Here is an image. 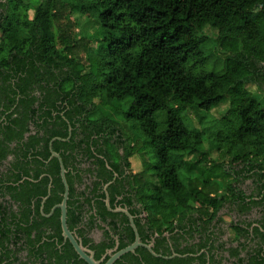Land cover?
<instances>
[{
    "label": "trees",
    "instance_id": "1",
    "mask_svg": "<svg viewBox=\"0 0 264 264\" xmlns=\"http://www.w3.org/2000/svg\"><path fill=\"white\" fill-rule=\"evenodd\" d=\"M6 2L0 6V116H6V123L0 124V195H13L16 202L27 205L30 202L28 180L21 183L19 180L32 174L33 179L39 180L33 183V191L37 189L41 195L47 194L53 180L46 212L59 203L60 193L64 191L60 164L57 158L49 160L50 141L59 137L53 142V149L61 154L66 168L79 165L74 176L67 174L71 194L75 190V178L81 183L83 174H92L95 170L98 180L91 194L96 195L98 215L106 219L109 212L102 186L112 180L114 172L123 175L129 170L126 179L130 189L126 190L117 180L108 190L114 194L133 192L146 212L145 223L136 221L141 236L145 239L149 233L158 234L154 251L162 256H153L140 247L115 264H222L214 257L213 251L217 248L210 241V235L208 238L200 235L191 248H180V241L173 234L177 228L179 236L192 233L194 237L206 232L223 203L237 198L236 187L231 183L227 184V191L232 195L218 199L211 197L218 186L212 189L210 181L206 180L204 186L198 182L189 188L181 180V171L200 172V162L213 160L211 153L199 152L204 144V130L186 124L181 110L209 111L228 95L235 123L230 129L227 151L238 146L249 151L234 155L232 164H228L230 168L225 169L223 162L216 161V164L223 167L224 181L230 178L234 166L248 162L249 167H240V172L245 173L242 176L256 177L257 182L264 179V102L254 98L245 87L246 83L258 87L264 84V0ZM75 10L101 28L99 37L82 38L80 32L77 35L75 24L70 20ZM206 25L218 31L217 45L229 52L220 71L204 69L208 60L204 52L208 44V36L203 31ZM80 41L84 42L80 44ZM79 48L87 54L89 70L77 57ZM31 91L40 96H32ZM96 99L104 106L126 101L128 107L122 113L123 118L134 125L128 126L125 122L123 126L109 115L96 117ZM30 118L35 119L40 132L25 137L31 131ZM69 126L71 138H68ZM41 132L43 136L39 135ZM141 135L144 147L149 148L153 158L152 178L140 149L143 147ZM221 147L215 148L217 152ZM11 153L17 154L13 166L18 172L13 177L18 186L8 184L11 176L1 171ZM31 156L33 160H29ZM257 157L263 158L261 167L254 164ZM89 161L93 169L82 166ZM135 165L139 169L134 173ZM44 173L48 176L41 180ZM240 194L242 197L243 191ZM261 197L255 202L257 206L264 201V193ZM128 199L131 204L132 199ZM86 201L90 204L89 198ZM76 202L69 201L70 225L81 222L86 211L82 203L78 210ZM4 203H0V264L3 261L25 264L12 254L6 245L10 242L17 245L15 254L20 251V243L29 244L33 262L44 257L47 264H87L70 244L57 248V241H63L59 210L49 219L56 234L46 236L43 226L48 220L40 214V200L36 212L43 220L41 223L37 219L29 221L27 213L10 220L9 206ZM93 222L92 215L88 223ZM125 232L128 241L122 242L121 247L134 240L131 227H125ZM165 233L174 242L177 253L174 258L165 257L173 254L166 245L169 237ZM257 233L264 243V233L259 230ZM241 237L240 233L236 234L233 241ZM226 242L220 243L219 248L225 249ZM112 244L98 245L95 258L99 260ZM203 248L211 255L207 257ZM226 251L237 260L236 264H264L263 249L256 248L246 257L240 256L241 247Z\"/></svg>",
    "mask_w": 264,
    "mask_h": 264
},
{
    "label": "flooded vegetation",
    "instance_id": "2",
    "mask_svg": "<svg viewBox=\"0 0 264 264\" xmlns=\"http://www.w3.org/2000/svg\"><path fill=\"white\" fill-rule=\"evenodd\" d=\"M7 0H0V6H4L7 2ZM1 9V8H0ZM2 10V9H1ZM34 94H37L36 96H40L39 93L32 92L31 95L34 96ZM35 106H39V102L35 103ZM15 116V115H14ZM16 117V116H15ZM6 116L1 115L0 116V124H5L6 123ZM30 124V132L25 134V137H28L29 135L37 134V132H40L37 130V126H35L36 122L35 119L29 120ZM1 135V134H0ZM40 136H43V132L39 134ZM72 127L69 126V137H72ZM60 139L59 137L53 138L50 141V151H51V156L49 160H52V158H57L53 156L52 151L58 153L53 149V142L55 140ZM66 140V139H63ZM15 143H12L11 146L14 147ZM16 154V153H15ZM15 154H10L8 156V159L4 161L3 165L1 166V171L2 172H8V175L11 176L10 181H8V184L12 186H18V183L14 180L13 173L18 172L15 167L13 166L14 161L16 160V155ZM59 156L61 157V154L58 153ZM121 154H123V151L121 150ZM58 159V158H57ZM62 162L64 164L63 158L61 157ZM29 160H33L32 156L30 157ZM79 160V158H77ZM59 164L60 160L58 159ZM263 158H255L254 159V164L258 167H261L260 164L262 163ZM31 166L35 167L34 164H31ZM79 166V165H77ZM77 166H72L70 165L68 169L66 168L65 164L64 167L66 169V179L69 185V198L67 200V224L73 235L83 244L84 247L88 248L91 251L95 252V248L98 245H111L112 241L113 244L112 246L106 248L105 253L103 256L99 259H103L104 257H109L108 252L109 251H118L121 250L125 247H121L122 242H127V233L125 232V227H131L133 234H134V240L136 239V233L134 231V228L132 227L131 224V218L129 214L132 216L133 221L137 227L138 233L140 235L141 241L145 244L152 245V248L154 250L156 238L158 234H150L148 235L147 238L143 239V237L140 234L139 228L136 224V221H141V224L145 223V217H146V212L145 209L142 205V203L139 201L138 197L132 192L130 194L124 192V193H110L108 188L113 184L116 183L117 180H120L121 183H123L126 186V190L130 189L128 182H127V174L130 172L129 170H126L123 175H120L118 172L113 173V178L109 182L104 183L102 186L103 191L105 192V198L104 202L106 205V208L109 212L108 216L106 219H103L102 216L98 215L97 208L95 205V199L96 195L91 194L93 191V188L95 186V182L98 180L97 178V173L94 170L93 173H85L82 176V182L78 181V179L75 178L74 182V192L71 194V186H70V181L67 177V174L70 175H75L77 171L75 167ZM85 168L91 167V162L89 161L87 164L82 165ZM245 169L249 167V162L248 163H243L242 165L234 166L231 172L230 178H228L226 181L221 179V184L220 188L216 192L211 193V197L215 198H223L224 196L232 195L230 191H227V184L231 183L232 186L236 187L234 188L236 195L235 201H226L223 203L222 207L218 210L217 215L212 222L211 225H209V230L206 232L198 233L195 234L194 237H192V233H185L183 236L177 235L179 229L177 228L175 232L173 233L175 237H177L180 241V248L188 246L189 248L193 247V245L198 242V237L200 235H203L204 237L208 238L210 235V241L214 243V246L217 248L216 250L213 251L215 254V259L218 261H221L222 264H236V259L231 258L229 256L228 251H226L230 247H241V257H246L247 254L250 252H255L256 248L263 249L264 250V243L262 241L261 236L259 237V234L257 233V230L259 232L264 233V201L260 203L259 206L256 205L257 200H261V194L264 193V188H262V185L264 184V179L260 180V182L256 177H248L244 178L242 176L245 173H241V168ZM93 169V166L91 167ZM135 173L136 171L133 170ZM30 175L23 176L19 182H23L24 180H28V187H29V193L27 200L30 202L27 203V205H23L19 202L15 201V198L13 195H8L6 194L5 196L0 195V203L4 201V205L9 206V218L10 220L14 219L16 215H18V218H21V215L23 213H27L29 216V221H34L35 219L39 220L41 223L43 220L38 218L36 209H37V202L40 200V205L38 206V209L40 211V214L46 218L48 221L46 222V225L43 226V229L46 230V236L50 233H55L56 234V229L53 225L52 222L49 221L51 219L56 210H59V217L58 220L60 222V229H61V235L63 237V241L59 243L57 241V248L62 249L66 244H70L72 248L73 245L70 242L69 239H66L63 235V230H62V209L59 207L60 204H62L64 200V194H65V185L62 179V173H61V164H60V177L63 183L64 191L60 193L62 199L59 203L54 204L48 212H46V203L48 201L49 196H51L52 193V182L48 185V190L46 195H41L39 190L35 189L33 191V183H38L39 180L33 179V177ZM45 176H48L47 173H44L40 176V179L44 178ZM235 178V179H234ZM231 179V180H229ZM36 188V187H35ZM100 192L102 190H99ZM241 191H243V196L241 197ZM87 198L90 200V204L87 203ZM131 200V204L129 199ZM76 200L78 210H80V203L83 204L84 209L86 211L83 212L84 216L81 220V222H77L75 225H70L69 223V201H74ZM107 200H109V205L107 204ZM92 204V205H91ZM126 210L129 214H127L124 211ZM226 210V214L230 216V222L226 224L225 219L221 212H224ZM94 216V222L92 224H89V220L91 219V216ZM12 217V219H11ZM16 219V218H15ZM188 221V220H187ZM189 222V221H188ZM13 223V222H12ZM229 228L233 231V237L229 238L226 236L227 231L226 229ZM83 230V231H82ZM187 232L190 231L189 228H186ZM37 232H35L36 234ZM241 234L242 237L239 238V241H233L235 239L236 234ZM99 234V236L97 235ZM122 235V236H121ZM166 237H169L167 240V246L171 248L173 254L170 257L165 256L166 258H174L177 256V253L175 251V246L174 242L171 239V235L169 233H165ZM34 237V236H33ZM89 239L87 243H85V239ZM175 241V240H174ZM227 241V242H226ZM132 242V243H133ZM222 242H226L225 249L219 248V244ZM131 243V244H132ZM129 244V245H131ZM243 244L245 246H243ZM9 249L12 250V254H14L15 258L16 256L19 257L18 262H25V264H42V262H45L47 264V260L43 257L39 261L33 262L30 257H29V244H26L25 242H22L18 245L20 247V251L15 254V250H17V245L14 243H7ZM27 245L28 248L25 246ZM128 245V246H129ZM143 247V246H140ZM138 247V248H140ZM137 248V249H138ZM147 249L146 247H143ZM2 248L0 247V256L2 254ZM136 249V250H137ZM148 250V249H147ZM149 251V250H148ZM136 252V251H135ZM134 252V253H135ZM150 252V251H149ZM202 252L207 253L210 256L211 254L208 253V250L205 248L202 249ZM131 253V252H130ZM151 253V252H150ZM212 253V252H211ZM127 254V253H126ZM152 254V253H151ZM138 255V254H137ZM161 255V254H160ZM124 256V255H123ZM182 256V255H181ZM185 256V255H184ZM197 263L193 262L192 264ZM2 264H5V261H3ZM115 264V263H114Z\"/></svg>",
    "mask_w": 264,
    "mask_h": 264
},
{
    "label": "rangeland",
    "instance_id": "3",
    "mask_svg": "<svg viewBox=\"0 0 264 264\" xmlns=\"http://www.w3.org/2000/svg\"><path fill=\"white\" fill-rule=\"evenodd\" d=\"M70 20L75 24V31L78 33L80 32V37L84 38V36H88L91 38H97L100 36L101 28L97 26L95 22H91L90 20L86 19L84 16L77 13V10L73 12V14L70 16ZM204 33L208 36V44L205 46L204 52L208 56V60L204 66V69L207 71H220L223 69L225 65V61L227 59V55L229 52L227 50L223 49L222 46L217 45V30L210 27L209 25H206L203 29ZM84 41H80V44ZM77 57L80 62H83L85 66L87 67V70L90 69V65L88 62V57L86 52L83 48H79L77 50ZM245 87L248 91L251 92L252 96L254 98H257L258 100L264 102V84L261 87H258L255 84L246 83ZM125 100V99H124ZM96 102L98 103L97 113L96 117L101 116H111L116 121H118L120 124L125 125V122L129 125H134L131 121H126V119L123 118V111H125L128 107L126 101H119L117 103H112V106H104L100 104V101L96 99ZM231 107V101L229 96L227 95L226 98L217 106L212 108L209 111L206 110H199L196 108H188L185 110H181V115L183 117V120L186 124L189 126H196L197 128H201L204 130V144L201 145L199 148V152H207L208 154H212V159L203 160L198 164V168L200 169V172L194 171V172H186L183 173L181 171L180 178L183 181V183H187L189 188H192L195 185H198V182L200 183V186H204V182L210 181L212 183L210 186H212L214 189L218 186V189L220 188L221 179L226 175L223 171L222 166H218L216 164V161L223 162L224 168H230V165L232 164L231 160L234 155L236 154H243L248 150L246 147L238 146L237 148H232V151L228 150V144L230 143L229 139V133L230 129L234 127L235 118L233 111L230 110ZM126 126V125H125ZM126 129V127H125ZM136 133L139 135V130H136ZM136 134V135H137ZM140 145H143L141 149L142 155L145 156V166L147 169V172L149 173L150 178H152V170H151V164L153 163V158L151 157V152L149 148L144 147V141L142 140V135L140 136ZM220 141H224V143H221ZM219 144H223V146H219ZM221 147L220 151L215 148ZM212 149H215L212 151ZM250 149V148H249ZM211 151V152H210ZM230 152V153H229ZM220 156V157H219ZM191 157V156H190ZM186 159L188 160L189 157L187 156ZM132 161V158H131ZM137 162V161H135ZM138 165H135L134 170L138 171ZM202 173V174H201ZM196 178L199 180L196 181ZM228 179V178H227ZM231 180V179H229ZM217 189V191H218ZM216 191V192H217ZM226 210L224 212H221L223 215L226 224L229 223L230 216L226 214ZM227 234L226 236L229 238H232L233 231L229 228L226 229ZM99 236V234H97Z\"/></svg>",
    "mask_w": 264,
    "mask_h": 264
},
{
    "label": "water",
    "instance_id": "4",
    "mask_svg": "<svg viewBox=\"0 0 264 264\" xmlns=\"http://www.w3.org/2000/svg\"><path fill=\"white\" fill-rule=\"evenodd\" d=\"M52 154H53V156L57 157L60 160L62 179H63L64 185H65L64 200H63L62 204L59 205V207L62 209V221H61V223H62L63 235L66 239L70 240V242L72 243V245L74 247V250L76 251V253L79 255V257L82 260H84L87 264H114L117 260H119L126 253H130V252L134 253L136 251V249L140 246L146 247L152 253L153 256H156V257L162 256L153 250L152 245L145 244L141 241L140 235L138 233L137 227L133 221L132 216L126 210L120 209V211H124L127 214H129V216L131 218L132 227L134 228V231L136 233V239L131 245L127 246L126 248H123V249L118 250V251H109L108 252L109 258L105 262H104L105 257L101 260H97L95 258L94 251H91L88 248L84 247L83 244L73 235V233L71 232V230L68 227V224H67V200L69 198V185H68L66 175H65L66 169L64 167V164H63L62 159L59 156V154L54 152V151H52ZM107 204L109 205V200H107Z\"/></svg>",
    "mask_w": 264,
    "mask_h": 264
}]
</instances>
